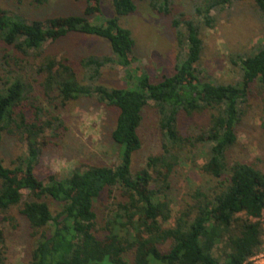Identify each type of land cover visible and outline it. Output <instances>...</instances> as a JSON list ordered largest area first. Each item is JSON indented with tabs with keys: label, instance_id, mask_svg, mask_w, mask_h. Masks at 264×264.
Instances as JSON below:
<instances>
[{
	"label": "trees",
	"instance_id": "obj_1",
	"mask_svg": "<svg viewBox=\"0 0 264 264\" xmlns=\"http://www.w3.org/2000/svg\"><path fill=\"white\" fill-rule=\"evenodd\" d=\"M140 1L113 0L116 15L102 24L89 19L102 12L101 0H86L83 15L32 22L0 3V47L8 51L0 56V148L5 135L27 146L11 166L0 156V219L13 220L7 215L22 204L23 191L29 192L33 200L20 211L35 239L28 264H247L264 247V170L230 157L251 85H264V44L239 56L240 81H202L197 69L204 50L201 25L214 28L212 12L233 3L203 0L195 4L200 22L185 15L174 22L177 28L184 26L179 34V42L182 38L188 46L184 61L173 75L153 82L147 72L133 68L132 33L120 23ZM255 1L264 13V0ZM151 6L157 13H172L169 0H154ZM71 33L107 40L113 56L82 58L81 76L68 58L59 59L46 50L47 44ZM27 65L34 69L33 80L27 77ZM109 65L124 69L127 88L100 84ZM36 77L48 105L55 109L95 99L119 110L111 132L119 147L116 165L89 166L62 179L50 176L46 182L37 179L35 169L49 145L48 133L56 136L63 122L44 119L45 111L32 103ZM151 104L159 116L162 150L135 172L144 111ZM205 111L211 113L210 122L201 134H184L183 116ZM201 149L207 150L208 159L199 168L209 180L188 190L174 213L170 191L182 163L180 154ZM104 194L113 202L100 223L95 204ZM6 261L0 225V264Z\"/></svg>",
	"mask_w": 264,
	"mask_h": 264
},
{
	"label": "rangeland",
	"instance_id": "obj_2",
	"mask_svg": "<svg viewBox=\"0 0 264 264\" xmlns=\"http://www.w3.org/2000/svg\"><path fill=\"white\" fill-rule=\"evenodd\" d=\"M0 0L2 7L10 13H16L29 22L45 21L53 17L83 15L88 3L86 0ZM154 0H143L136 3L134 13L120 18V23L132 33L134 40L135 61L133 68H141L147 72L153 82L171 76L175 67L187 56V43L181 38L175 20L200 19L195 15V4H203V0H169L172 13L165 15L153 10ZM99 16L89 19L93 24H102L106 19L116 15L113 0H101ZM216 17L214 28L202 26L201 37L204 50L197 66L202 81L213 83H236L241 80L242 70L238 58L242 54L252 53L259 45L264 44V13L256 5L255 0H233L232 5L224 11H213ZM187 42V41H186ZM47 54L59 59L68 58L70 63L82 76L80 60L87 56L112 57V48L107 40L71 33L58 42L47 44ZM8 51L0 47L2 57ZM31 64V63H30ZM29 79L35 78L34 69L27 65ZM11 69V68H10ZM17 69L14 67V70ZM1 70V69H0ZM33 81L34 94L32 103L45 111L44 119L59 118L63 126L57 135L48 133L47 145L35 169L39 181L46 182L50 176L62 179L70 176L75 170L83 171L89 166H114L118 163L119 147L113 142L111 132L115 127L118 109L99 103L95 99H85L69 106L56 109L50 107L42 88ZM100 84L110 88H127L124 69L107 66L103 69ZM135 87L136 84L134 83ZM132 86V87H133ZM244 118L237 127V142L231 150L233 161L241 160L264 170V85L255 82L251 85L248 102L244 105ZM33 111L29 112L30 118ZM44 114V112H43ZM211 113L205 111L193 117L183 116L182 130L186 135H199L209 125ZM159 116L151 104L144 111V120L140 129L141 149L134 155L133 170L140 171L147 158L159 154L162 148V135L158 125ZM27 151V146L12 135H5L0 148V156L8 166ZM182 163L176 168L171 184V207L176 213L182 206L186 193L191 188L204 185L209 179L201 173L200 166L207 162V150L183 152ZM29 192L23 191V201L10 211L7 217L13 220L3 222L7 246L6 264H28L35 247L32 230L20 214L23 205L32 201ZM48 202L55 205L53 202ZM113 202L104 194L95 204L96 212L102 223L106 206ZM264 223V215H263ZM264 253V247L260 250ZM218 251H216V255Z\"/></svg>",
	"mask_w": 264,
	"mask_h": 264
},
{
	"label": "built area",
	"instance_id": "obj_3",
	"mask_svg": "<svg viewBox=\"0 0 264 264\" xmlns=\"http://www.w3.org/2000/svg\"><path fill=\"white\" fill-rule=\"evenodd\" d=\"M247 264H264V253L257 254Z\"/></svg>",
	"mask_w": 264,
	"mask_h": 264
}]
</instances>
